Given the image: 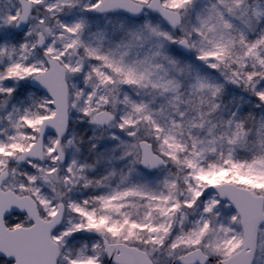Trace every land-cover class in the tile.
Masks as SVG:
<instances>
[{
    "label": "snow or ice",
    "instance_id": "obj_1",
    "mask_svg": "<svg viewBox=\"0 0 264 264\" xmlns=\"http://www.w3.org/2000/svg\"><path fill=\"white\" fill-rule=\"evenodd\" d=\"M0 264H264V0H0Z\"/></svg>",
    "mask_w": 264,
    "mask_h": 264
}]
</instances>
